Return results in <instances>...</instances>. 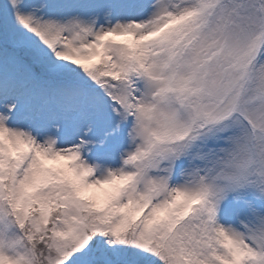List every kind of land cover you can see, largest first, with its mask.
I'll return each mask as SVG.
<instances>
[{"label":"snow or ice","instance_id":"6c2138e0","mask_svg":"<svg viewBox=\"0 0 264 264\" xmlns=\"http://www.w3.org/2000/svg\"><path fill=\"white\" fill-rule=\"evenodd\" d=\"M0 264H264V0H0Z\"/></svg>","mask_w":264,"mask_h":264}]
</instances>
